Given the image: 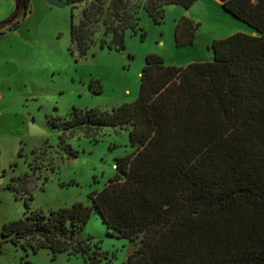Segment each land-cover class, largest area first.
I'll use <instances>...</instances> for the list:
<instances>
[{
  "label": "trees",
  "instance_id": "trees-1",
  "mask_svg": "<svg viewBox=\"0 0 264 264\" xmlns=\"http://www.w3.org/2000/svg\"><path fill=\"white\" fill-rule=\"evenodd\" d=\"M68 1L85 5L71 27L72 50L85 57L100 30L102 49L125 51L127 31L141 30L142 9L159 25L168 6L190 9L199 0ZM220 1L256 35L215 41L212 62L179 67L150 55L136 101L113 113L74 109L65 124L72 135L128 130L135 152L118 160V174L90 195V206L45 215L27 201L25 217L5 225L4 242L49 249L54 259L70 252L88 264H112L84 237L98 214L113 236L134 245L124 264H264V0ZM200 26L180 19L177 46L194 45ZM19 180L10 186L17 194Z\"/></svg>",
  "mask_w": 264,
  "mask_h": 264
},
{
  "label": "rangeland",
  "instance_id": "rangeland-1",
  "mask_svg": "<svg viewBox=\"0 0 264 264\" xmlns=\"http://www.w3.org/2000/svg\"><path fill=\"white\" fill-rule=\"evenodd\" d=\"M63 1L64 6H55L31 0L25 8V0H0V264H88L80 255L67 252L54 259L49 249L35 253L2 237L5 225L25 217L27 201L45 215L78 203L92 205L90 195L103 191L118 174V160L135 152L128 130L104 127L72 135L65 124L74 109L113 113L136 101L150 55L179 67L212 62L215 41L254 33L218 0H199L190 9L168 6L159 25L142 9L141 30L127 31L125 51L102 49L100 30L87 56L80 57L72 50L71 27L73 17L76 23L83 18L85 5L74 9ZM183 17L201 26L194 45L178 47L176 29ZM32 124L42 133L32 135ZM19 178L23 187L17 194L10 186ZM84 237H92L112 264H124L135 250L113 236L98 214Z\"/></svg>",
  "mask_w": 264,
  "mask_h": 264
},
{
  "label": "water",
  "instance_id": "water-1",
  "mask_svg": "<svg viewBox=\"0 0 264 264\" xmlns=\"http://www.w3.org/2000/svg\"><path fill=\"white\" fill-rule=\"evenodd\" d=\"M47 2L51 5H55V6H64L65 2L63 0H47ZM68 4V3H67ZM31 134L32 135H37L39 133H42L41 128H39L37 125L32 124L31 125Z\"/></svg>",
  "mask_w": 264,
  "mask_h": 264
},
{
  "label": "crops",
  "instance_id": "crops-1",
  "mask_svg": "<svg viewBox=\"0 0 264 264\" xmlns=\"http://www.w3.org/2000/svg\"><path fill=\"white\" fill-rule=\"evenodd\" d=\"M218 1L222 4V2H221L220 0H218ZM253 34L256 35L255 33H253ZM6 36H7V35H5V37H6ZM2 81H3V80H1L0 83H2Z\"/></svg>",
  "mask_w": 264,
  "mask_h": 264
},
{
  "label": "built area",
  "instance_id": "built-area-1",
  "mask_svg": "<svg viewBox=\"0 0 264 264\" xmlns=\"http://www.w3.org/2000/svg\"><path fill=\"white\" fill-rule=\"evenodd\" d=\"M0 81H1V79H0Z\"/></svg>",
  "mask_w": 264,
  "mask_h": 264
}]
</instances>
